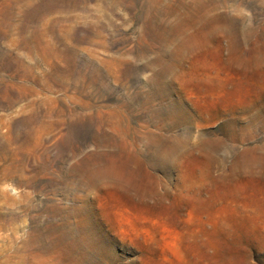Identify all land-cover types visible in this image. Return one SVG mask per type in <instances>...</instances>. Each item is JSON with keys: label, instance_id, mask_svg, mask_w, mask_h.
<instances>
[{"label": "rangeland", "instance_id": "obj_1", "mask_svg": "<svg viewBox=\"0 0 264 264\" xmlns=\"http://www.w3.org/2000/svg\"><path fill=\"white\" fill-rule=\"evenodd\" d=\"M0 264H264V0H0Z\"/></svg>", "mask_w": 264, "mask_h": 264}]
</instances>
